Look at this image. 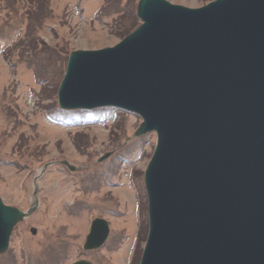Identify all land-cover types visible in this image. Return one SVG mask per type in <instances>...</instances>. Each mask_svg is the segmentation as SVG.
Returning <instances> with one entry per match:
<instances>
[{
    "label": "water",
    "instance_id": "water-1",
    "mask_svg": "<svg viewBox=\"0 0 264 264\" xmlns=\"http://www.w3.org/2000/svg\"><path fill=\"white\" fill-rule=\"evenodd\" d=\"M137 13L114 46L70 54L60 106H118L143 118L137 136L156 132L140 264H264V0H139ZM36 207L0 195V254ZM109 232L96 217L83 248Z\"/></svg>",
    "mask_w": 264,
    "mask_h": 264
},
{
    "label": "rangeland",
    "instance_id": "rangeland-1",
    "mask_svg": "<svg viewBox=\"0 0 264 264\" xmlns=\"http://www.w3.org/2000/svg\"><path fill=\"white\" fill-rule=\"evenodd\" d=\"M138 1L0 0V195L27 210L39 189L37 211L15 228L0 264H140L149 229L145 170L157 135L137 136L142 118L134 112L68 111L57 95L70 53L120 42L141 24ZM96 217L109 221L110 234L86 251Z\"/></svg>",
    "mask_w": 264,
    "mask_h": 264
},
{
    "label": "trees",
    "instance_id": "trees-1",
    "mask_svg": "<svg viewBox=\"0 0 264 264\" xmlns=\"http://www.w3.org/2000/svg\"><path fill=\"white\" fill-rule=\"evenodd\" d=\"M130 32H131V31H130ZM130 32H128V33H130ZM128 33H127V34H128ZM127 34H125V35H127Z\"/></svg>",
    "mask_w": 264,
    "mask_h": 264
}]
</instances>
